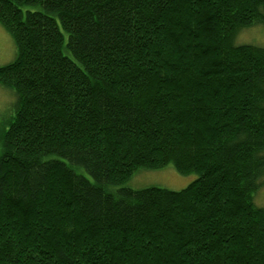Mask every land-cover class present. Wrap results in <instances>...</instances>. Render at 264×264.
<instances>
[{"label":"trees","instance_id":"obj_1","mask_svg":"<svg viewBox=\"0 0 264 264\" xmlns=\"http://www.w3.org/2000/svg\"><path fill=\"white\" fill-rule=\"evenodd\" d=\"M0 264H264V0H0ZM173 165L175 192L124 185Z\"/></svg>","mask_w":264,"mask_h":264},{"label":"rangeland","instance_id":"obj_2","mask_svg":"<svg viewBox=\"0 0 264 264\" xmlns=\"http://www.w3.org/2000/svg\"><path fill=\"white\" fill-rule=\"evenodd\" d=\"M235 44L264 48V25L245 29L238 35ZM17 55L18 50L13 37L0 24V68L12 64ZM15 102L14 92L0 86V125L9 119ZM198 178L199 176L195 173L182 175L173 165H169L158 170L140 169L124 186L135 190L161 188L178 192L187 188ZM255 202L259 207L264 206V185L256 195Z\"/></svg>","mask_w":264,"mask_h":264}]
</instances>
